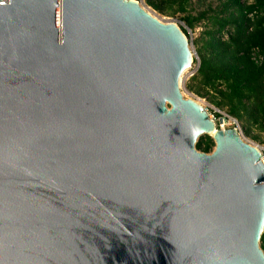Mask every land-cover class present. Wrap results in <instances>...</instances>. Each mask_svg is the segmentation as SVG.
<instances>
[{
  "label": "water",
  "instance_id": "obj_1",
  "mask_svg": "<svg viewBox=\"0 0 264 264\" xmlns=\"http://www.w3.org/2000/svg\"><path fill=\"white\" fill-rule=\"evenodd\" d=\"M192 60L136 0H0V264H264V161Z\"/></svg>",
  "mask_w": 264,
  "mask_h": 264
},
{
  "label": "trees",
  "instance_id": "obj_2",
  "mask_svg": "<svg viewBox=\"0 0 264 264\" xmlns=\"http://www.w3.org/2000/svg\"><path fill=\"white\" fill-rule=\"evenodd\" d=\"M146 2L158 10L150 0ZM189 2L180 0L169 16L184 13ZM181 20L190 30L202 21L208 22L196 50L198 67L187 90L201 98L209 95L210 103L235 120L245 136L250 137L253 131L264 135V0H219L207 19L203 12ZM225 29L227 38L223 40ZM182 31L187 37V32ZM255 48L262 56L260 64L251 60L250 52ZM205 139V144L196 143L195 149L209 153L214 143L208 136ZM260 249L264 254V231Z\"/></svg>",
  "mask_w": 264,
  "mask_h": 264
},
{
  "label": "rangeland",
  "instance_id": "obj_3",
  "mask_svg": "<svg viewBox=\"0 0 264 264\" xmlns=\"http://www.w3.org/2000/svg\"><path fill=\"white\" fill-rule=\"evenodd\" d=\"M138 4L150 15L157 18L161 22L169 23L174 22L176 23L180 28L185 30L187 32V40H188V46L192 54V64L191 67L185 71L181 78V84H180V92L182 93L183 97L185 99H193L200 103L201 106L204 107L206 110V113L210 118H212V121L215 123L217 128H220L221 125L224 126V129H230L233 127L237 128V131L242 138V140L252 146L257 147V149L261 153V159L264 161V135L261 133H258L257 131L251 132V136L247 137L244 135L243 130L241 129L240 125L233 120L230 117H227L224 111H221L217 108H215L209 100V95L204 96V98L198 97L194 95L193 93L189 92L186 88V85L189 83L190 78L195 75V72L198 67V56L196 53L197 48L201 45V38L204 30L206 29V26L208 25V22L202 21L200 24H197L193 30L188 29L183 21L181 20L182 17L186 15L191 16H198L199 14L205 12L206 13V19L208 16L212 15V10L218 6L219 0H190L189 3L186 4L184 7L185 12H177L174 14V16H169L174 9L177 8V3L180 0H150L151 3L158 6V10L153 8L152 6H149L146 2V0H136ZM176 2V4H174ZM222 39H225V35L221 36ZM253 137H258L257 140H254ZM202 143V145L205 144L206 139L205 136L202 135L199 137L196 141V143ZM196 145V144H195ZM198 151V150H197ZM213 151V149L206 154H210ZM201 152V151H199Z\"/></svg>",
  "mask_w": 264,
  "mask_h": 264
},
{
  "label": "built area",
  "instance_id": "obj_4",
  "mask_svg": "<svg viewBox=\"0 0 264 264\" xmlns=\"http://www.w3.org/2000/svg\"><path fill=\"white\" fill-rule=\"evenodd\" d=\"M248 2H251V0H247ZM1 2L6 3L7 0H1ZM223 34L225 35V39L227 38V29H225L223 31V33L221 34V36H223ZM223 39V40H225ZM251 60L255 63V64H260L262 62V56L260 55L259 51L255 48L251 50ZM210 118V116H209ZM222 126V125H221ZM220 126V129H221ZM262 161V159H261Z\"/></svg>",
  "mask_w": 264,
  "mask_h": 264
},
{
  "label": "bare ground",
  "instance_id": "obj_5",
  "mask_svg": "<svg viewBox=\"0 0 264 264\" xmlns=\"http://www.w3.org/2000/svg\"><path fill=\"white\" fill-rule=\"evenodd\" d=\"M181 78H182V77H181ZM180 84H181V79H180V82H179V87H180ZM210 119H212V118H210ZM215 128H216V129H220V128H217L216 125H215ZM221 129H222V130H225L223 125L221 126ZM200 137H201V136H200ZM198 138H199V137H198ZM198 138H197V139H198ZM263 165H264V164H263Z\"/></svg>",
  "mask_w": 264,
  "mask_h": 264
}]
</instances>
